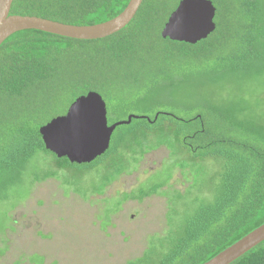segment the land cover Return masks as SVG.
Wrapping results in <instances>:
<instances>
[{
	"label": "trees",
	"instance_id": "obj_1",
	"mask_svg": "<svg viewBox=\"0 0 264 264\" xmlns=\"http://www.w3.org/2000/svg\"><path fill=\"white\" fill-rule=\"evenodd\" d=\"M129 1L14 0L10 14L89 26L115 18ZM180 1L144 0L129 25L104 39L27 30L2 43L0 201L19 195L28 164L41 153L82 176L102 169L118 178L145 154L166 147L174 165L189 168L196 184H204L205 162L217 165L209 176L213 186L207 187L213 198H197L177 226L171 218L170 234L158 237L128 264H204L264 224L261 95L252 98L232 88L233 79L264 77V0H209L216 10V29L194 45L161 36ZM204 91L201 100L177 99L182 92ZM90 92L108 104L107 119L108 111L111 117L126 116L124 120L131 110L151 116L117 127L110 148L94 162L71 164L46 150L39 129ZM169 101L190 117L162 112ZM54 177L49 172L43 181ZM111 180H105V188ZM162 188L160 183L125 194L124 201L141 202ZM5 252L3 245L0 256ZM232 264H264V241Z\"/></svg>",
	"mask_w": 264,
	"mask_h": 264
},
{
	"label": "rangeland",
	"instance_id": "obj_2",
	"mask_svg": "<svg viewBox=\"0 0 264 264\" xmlns=\"http://www.w3.org/2000/svg\"><path fill=\"white\" fill-rule=\"evenodd\" d=\"M232 88L234 93L239 88L252 98L261 95L258 111L264 109V77L233 79ZM205 96V91L198 95L182 92L177 99L189 102ZM160 110L190 117L170 101ZM141 112L131 110L129 114L149 115ZM125 117H111L108 111L109 124ZM216 166L205 162L200 179L204 184L199 185L189 168L180 170L174 165L166 147L145 154L118 178L102 169L82 176L41 153L28 164L19 195L0 201V248L6 246L0 264H35L32 260H41V264H128L156 244L158 237L168 236L171 218L172 226L179 225L194 209L197 198L212 200L209 176ZM49 172L55 177L43 181ZM108 179L112 180L105 188ZM160 183L164 188L157 195L141 202L124 201L125 194L135 195ZM177 191L183 195L179 197Z\"/></svg>",
	"mask_w": 264,
	"mask_h": 264
},
{
	"label": "water",
	"instance_id": "obj_3",
	"mask_svg": "<svg viewBox=\"0 0 264 264\" xmlns=\"http://www.w3.org/2000/svg\"><path fill=\"white\" fill-rule=\"evenodd\" d=\"M13 1L0 0V46L12 35L27 30L83 41L104 39L129 25L144 0H130L126 8L115 18L89 26L64 24L32 16L11 15ZM215 13L216 10L209 0H181L170 15L161 36L163 39L169 38L172 41L194 45L207 39L215 31ZM178 14L185 22L173 24ZM89 100L92 103L87 106L86 120L82 121L80 127L72 134H67L61 122L69 121L76 106ZM138 118L147 117L131 115L127 120L109 125L105 101L98 93L90 92L76 99L65 115L56 117L42 126L39 133L46 150L58 159L66 158L71 164L77 165L90 164L108 151L117 127L129 125L132 120ZM54 125L58 128L51 131ZM263 241L264 224L204 264H232Z\"/></svg>",
	"mask_w": 264,
	"mask_h": 264
},
{
	"label": "snow or ice",
	"instance_id": "obj_4",
	"mask_svg": "<svg viewBox=\"0 0 264 264\" xmlns=\"http://www.w3.org/2000/svg\"><path fill=\"white\" fill-rule=\"evenodd\" d=\"M184 19L178 14L177 18H174L173 24L177 23H184ZM92 101H83L80 105H77L76 108L73 110V116L70 118L69 121H63L61 124L64 126V131L67 134H72L78 127H80L81 122L86 120L87 116V106L91 104ZM58 128L57 125L53 126L51 131H55ZM82 130V129H81Z\"/></svg>",
	"mask_w": 264,
	"mask_h": 264
}]
</instances>
